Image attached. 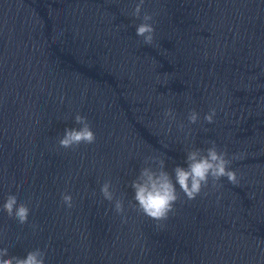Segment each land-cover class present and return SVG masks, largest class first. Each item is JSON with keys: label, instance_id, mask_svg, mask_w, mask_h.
Returning a JSON list of instances; mask_svg holds the SVG:
<instances>
[{"label": "clouds", "instance_id": "9594fccd", "mask_svg": "<svg viewBox=\"0 0 264 264\" xmlns=\"http://www.w3.org/2000/svg\"><path fill=\"white\" fill-rule=\"evenodd\" d=\"M145 0H139L131 12V15L141 22L136 25L135 34L142 38L145 45H153L155 42V20L154 15L143 11ZM143 11V15H141ZM63 102V97L60 98ZM216 108H210L203 117L207 124L215 123ZM164 120L161 127L168 123V132H171L172 124L176 123V113L172 108L163 111ZM200 119L196 110L188 113V125L196 124ZM79 128H65L64 132L57 139V148L64 150H76L80 145H92L96 142V133L88 118L80 113L74 117ZM183 131L186 125L183 122L177 124ZM209 146L206 148L191 147L186 151L184 165H177L171 171L167 170L165 159L149 157L145 160L146 166L142 167L130 183L133 190L132 200L129 207L136 212L156 222L167 221L170 214H174L175 206L181 200V194L187 201H194L197 197L207 196L208 189L223 187L222 180L233 186H239L240 177L236 169L232 167L234 161L242 158V153L229 155L227 147L220 148L214 140L206 141ZM151 161V163H149ZM155 164V167L152 166ZM104 200L113 204V211L122 218V223H127L125 216V198L123 195L117 197L116 188L112 181L106 180L100 188ZM219 197H217V201ZM60 204L65 209L71 210L74 207V199L67 191L61 193ZM38 207V204H37ZM0 211L6 213L10 219H14L19 225L29 223L31 208L28 203L18 201L15 194H8ZM35 231L37 225H31ZM2 235V233H0ZM21 237L18 235L17 240ZM47 245L44 249L35 248L29 250L24 257L10 255L9 248H0V264H46Z\"/></svg>", "mask_w": 264, "mask_h": 264}]
</instances>
